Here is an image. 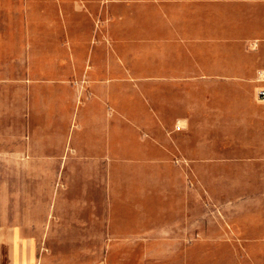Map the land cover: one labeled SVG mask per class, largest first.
Segmentation results:
<instances>
[{
	"label": "crops",
	"instance_id": "crops-1",
	"mask_svg": "<svg viewBox=\"0 0 264 264\" xmlns=\"http://www.w3.org/2000/svg\"><path fill=\"white\" fill-rule=\"evenodd\" d=\"M24 1L30 21L25 33ZM7 15L16 22L0 24V128L15 130L0 137L1 159L20 157L17 129L24 114L27 127L37 129L35 139H56L55 158L71 159L64 150L68 145L77 158L113 159L129 144L130 131L122 128H177L174 134L182 136L202 129L208 167L222 159L242 160L248 169V194L228 218L253 225V233L235 228L240 237L254 239L255 264H264V101L258 97L264 89V0H0V16ZM10 87L18 96L13 106L7 99ZM173 143L182 159L198 161L197 142L190 153ZM3 174L14 176V182L0 183V264H87V256L93 257L89 264H126V259L115 263L116 249L102 250L104 239L129 237L113 230L119 187L81 183L79 197L71 198L75 186L67 177L101 175V170L56 171L63 180L48 186L46 204L28 208L22 194L27 190L17 182L22 169ZM134 188L123 190L134 198ZM160 188L159 239L166 240L167 187ZM235 203L230 198L228 206ZM72 240L99 241V247L71 260L57 245ZM161 252L159 264L170 263L168 256L178 264L182 255L181 248Z\"/></svg>",
	"mask_w": 264,
	"mask_h": 264
},
{
	"label": "rangeland",
	"instance_id": "rangeland-1",
	"mask_svg": "<svg viewBox=\"0 0 264 264\" xmlns=\"http://www.w3.org/2000/svg\"><path fill=\"white\" fill-rule=\"evenodd\" d=\"M40 3L44 4L45 1H40ZM26 8L24 1L21 17L24 33L30 25L26 16ZM15 22L14 15L0 16V24L14 26ZM14 73L15 67L12 65L10 83H14ZM27 73L28 65L24 64L21 70L23 85L28 83ZM2 79L0 76V83ZM2 93L3 90L0 88V104L4 99ZM27 98L28 96L26 97L23 93L21 99L24 104ZM7 99L12 106L18 102V96L14 95L13 87L8 89ZM11 119L13 120V117ZM28 119V115L24 114L22 127L17 129L22 134L20 157L17 160L0 158V183L14 182V176L12 179L5 177L3 173L6 170L12 172L14 168L22 169V176L17 177V182H22L24 189L27 190L22 192L25 208L46 204L48 186L59 185L63 180L62 176L54 175L56 171L64 167L95 168L101 170L102 174L67 177L71 178V183L75 186L71 198L79 197L78 185L81 183H101L103 189L109 185L119 187L117 194L120 203L113 207L115 213L113 230L115 235L129 237L102 241L103 254H106L109 249H116L117 252H114L112 257L115 263H122L126 259V264H159L161 251L166 249L169 252L174 248H181L182 255L177 257L178 264H255L254 239L240 237V233L238 234L235 228V226H240V229L246 228L253 233V225L243 223V220L239 224L237 220L233 222L228 218L241 203L240 199L248 194L244 190L246 187L244 185L248 182L246 176L248 169L244 163H241L242 160H215L214 164L208 167L207 161L202 158L206 150L205 131L200 132L202 129L198 130V134L182 136L174 134V130L178 131L177 128H122L124 131H130L129 135H126L129 144L123 149L120 147L113 159H107L101 153L103 155L101 159L84 160L77 158L73 153V148H69L68 145L64 150L71 152V159L55 158L58 156L56 150L59 146L55 143L56 139L52 136L49 142L43 141L46 138L35 139L33 133L37 129L27 127ZM13 130L15 129L0 128V137L5 132L13 135ZM174 141L182 143L186 153L194 149L191 143L197 142L199 144L198 161L182 159L175 150ZM130 143L134 145L135 152L132 151ZM225 162L227 164L232 162L234 166H224ZM250 169L254 172L255 168L252 166ZM224 173L228 179L226 183L223 182ZM254 179L253 175L249 177L252 183ZM33 184L40 186L31 190ZM161 184L167 187L166 231L168 239L166 240L159 239V232L162 230L159 204ZM127 185L135 186L133 192L135 199L132 198V194L129 195L125 189L123 190V187ZM145 195L150 196L145 199L148 200L147 202L141 201ZM230 198L237 203H235L236 206H228ZM102 199L106 200L105 192H103ZM132 200L134 203L130 205ZM225 203L227 208H224ZM103 213H105V208ZM102 230L105 232L106 227L104 226ZM174 232L178 233L179 239H173ZM57 247L58 252L62 251L71 260H76L86 257L85 250L93 254L95 248L99 247V241L72 240L65 241L64 245H57ZM191 250H196L197 253H191ZM175 258V256H168L167 259L171 260L168 264H175ZM87 259L89 260L87 264H89L93 257L87 256Z\"/></svg>",
	"mask_w": 264,
	"mask_h": 264
},
{
	"label": "built area",
	"instance_id": "built-area-1",
	"mask_svg": "<svg viewBox=\"0 0 264 264\" xmlns=\"http://www.w3.org/2000/svg\"><path fill=\"white\" fill-rule=\"evenodd\" d=\"M258 97L260 100L264 101V89H262L258 92Z\"/></svg>",
	"mask_w": 264,
	"mask_h": 264
}]
</instances>
